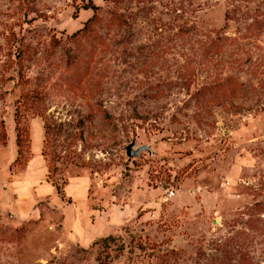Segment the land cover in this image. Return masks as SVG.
<instances>
[{"label": "rangeland", "instance_id": "rangeland-1", "mask_svg": "<svg viewBox=\"0 0 264 264\" xmlns=\"http://www.w3.org/2000/svg\"><path fill=\"white\" fill-rule=\"evenodd\" d=\"M0 264H264V0H0Z\"/></svg>", "mask_w": 264, "mask_h": 264}, {"label": "water", "instance_id": "water-1", "mask_svg": "<svg viewBox=\"0 0 264 264\" xmlns=\"http://www.w3.org/2000/svg\"><path fill=\"white\" fill-rule=\"evenodd\" d=\"M142 148H145V149H148V145H137V146H133V141H130L129 143H127L125 145V153L128 155V156H134V155H137L138 152L142 149Z\"/></svg>", "mask_w": 264, "mask_h": 264}, {"label": "trees", "instance_id": "trees-1", "mask_svg": "<svg viewBox=\"0 0 264 264\" xmlns=\"http://www.w3.org/2000/svg\"><path fill=\"white\" fill-rule=\"evenodd\" d=\"M87 6H90V7H92V8H96V5L93 4V3H91V2L88 3ZM93 17H94V16L92 15L91 17L87 18L86 22H85L84 25H83V28H85V27L87 26V21L93 19ZM15 142H16V144H17V146H18V147H17V150L19 151V148H20V145H19V133H18V131H17V128H16Z\"/></svg>", "mask_w": 264, "mask_h": 264}, {"label": "built area", "instance_id": "built-area-1", "mask_svg": "<svg viewBox=\"0 0 264 264\" xmlns=\"http://www.w3.org/2000/svg\"><path fill=\"white\" fill-rule=\"evenodd\" d=\"M174 192L175 188L171 184H167L166 186H164L163 195L165 198L172 196Z\"/></svg>", "mask_w": 264, "mask_h": 264}]
</instances>
